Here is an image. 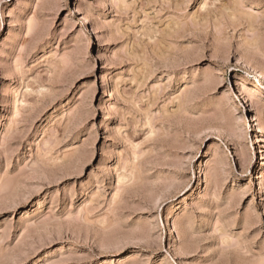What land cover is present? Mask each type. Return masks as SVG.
<instances>
[{"label": "rangeland", "instance_id": "rangeland-1", "mask_svg": "<svg viewBox=\"0 0 264 264\" xmlns=\"http://www.w3.org/2000/svg\"><path fill=\"white\" fill-rule=\"evenodd\" d=\"M0 264H264V0H0Z\"/></svg>", "mask_w": 264, "mask_h": 264}, {"label": "bare ground", "instance_id": "bare-ground-1", "mask_svg": "<svg viewBox=\"0 0 264 264\" xmlns=\"http://www.w3.org/2000/svg\"><path fill=\"white\" fill-rule=\"evenodd\" d=\"M111 159H113V156L112 155H109L108 156V160L110 161Z\"/></svg>", "mask_w": 264, "mask_h": 264}]
</instances>
